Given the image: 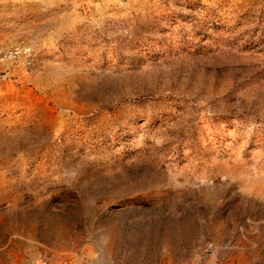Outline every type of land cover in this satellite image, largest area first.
Listing matches in <instances>:
<instances>
[{
    "label": "rangeland",
    "instance_id": "rangeland-1",
    "mask_svg": "<svg viewBox=\"0 0 264 264\" xmlns=\"http://www.w3.org/2000/svg\"><path fill=\"white\" fill-rule=\"evenodd\" d=\"M264 264V0H0V264Z\"/></svg>",
    "mask_w": 264,
    "mask_h": 264
},
{
    "label": "built area",
    "instance_id": "built-area-1",
    "mask_svg": "<svg viewBox=\"0 0 264 264\" xmlns=\"http://www.w3.org/2000/svg\"><path fill=\"white\" fill-rule=\"evenodd\" d=\"M46 264V263H45ZM62 264H65V263H62Z\"/></svg>",
    "mask_w": 264,
    "mask_h": 264
},
{
    "label": "bare ground",
    "instance_id": "bare-ground-1",
    "mask_svg": "<svg viewBox=\"0 0 264 264\" xmlns=\"http://www.w3.org/2000/svg\"><path fill=\"white\" fill-rule=\"evenodd\" d=\"M76 264V263H75ZM78 264V263H77Z\"/></svg>",
    "mask_w": 264,
    "mask_h": 264
}]
</instances>
